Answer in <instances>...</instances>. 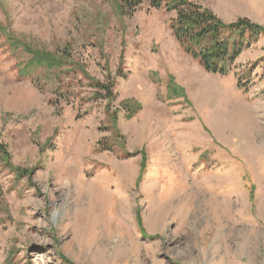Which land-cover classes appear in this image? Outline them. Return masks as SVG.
<instances>
[{
	"label": "rangeland",
	"instance_id": "obj_1",
	"mask_svg": "<svg viewBox=\"0 0 264 264\" xmlns=\"http://www.w3.org/2000/svg\"><path fill=\"white\" fill-rule=\"evenodd\" d=\"M122 1L0 0V264H264V36L214 75ZM191 1L264 27V0Z\"/></svg>",
	"mask_w": 264,
	"mask_h": 264
},
{
	"label": "trees",
	"instance_id": "obj_2",
	"mask_svg": "<svg viewBox=\"0 0 264 264\" xmlns=\"http://www.w3.org/2000/svg\"><path fill=\"white\" fill-rule=\"evenodd\" d=\"M145 3L149 10L164 11L172 14L170 29L173 37L179 43L185 54L190 56L207 73L228 76L235 66L237 59L257 44L264 36V27L251 22L247 18H238L231 23H225L211 9L191 0H123L121 11L123 14L139 11ZM15 48V47H14ZM28 53L26 71L33 74L40 67L61 68L64 61L45 52H33L24 48ZM68 55V52H66ZM121 64L124 62L121 56ZM122 72H119V76ZM252 70H250V74ZM89 85L94 91V100L107 101V108L118 98L114 91V83H101L90 79ZM173 79V78H171ZM241 81V80H240ZM182 91V90H180ZM179 93V90H176ZM126 112L129 118L134 117L141 105L135 101H126ZM115 120L117 113L114 112ZM107 149V144H102ZM0 152L8 155L7 148L0 144ZM144 163L141 170L144 171ZM18 173L23 170L16 169Z\"/></svg>",
	"mask_w": 264,
	"mask_h": 264
},
{
	"label": "bare ground",
	"instance_id": "obj_3",
	"mask_svg": "<svg viewBox=\"0 0 264 264\" xmlns=\"http://www.w3.org/2000/svg\"><path fill=\"white\" fill-rule=\"evenodd\" d=\"M178 64L182 67L181 69L184 70V72L187 74L189 72V70H185V67L184 65L181 63V62H178ZM190 75V73H189ZM237 112H240V110L238 109H235ZM262 141H264V139L262 138Z\"/></svg>",
	"mask_w": 264,
	"mask_h": 264
}]
</instances>
